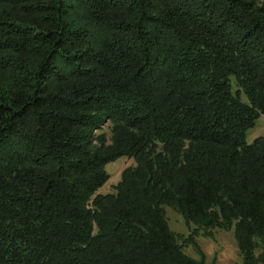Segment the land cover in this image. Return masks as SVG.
Listing matches in <instances>:
<instances>
[{
	"label": "trees",
	"instance_id": "1",
	"mask_svg": "<svg viewBox=\"0 0 264 264\" xmlns=\"http://www.w3.org/2000/svg\"><path fill=\"white\" fill-rule=\"evenodd\" d=\"M263 114L264 0H0V264H264Z\"/></svg>",
	"mask_w": 264,
	"mask_h": 264
},
{
	"label": "rangeland",
	"instance_id": "2",
	"mask_svg": "<svg viewBox=\"0 0 264 264\" xmlns=\"http://www.w3.org/2000/svg\"><path fill=\"white\" fill-rule=\"evenodd\" d=\"M113 127L114 124L107 120L101 129L95 130L94 134L95 136L104 134L107 143L110 144L113 137ZM259 136H264V114L257 119L255 126L247 130L246 140L252 142ZM135 164L134 158L126 156L108 163L106 170L109 179L98 192H116V186L122 178L124 169ZM167 218L170 228L184 238H188L196 227L194 224L187 223L180 213L171 208H167ZM196 241L197 247L186 244L184 248L189 255L196 259H201L203 255L207 264H243V258L233 230L216 228L210 234L202 232V235L196 237ZM257 254H261L260 249Z\"/></svg>",
	"mask_w": 264,
	"mask_h": 264
}]
</instances>
